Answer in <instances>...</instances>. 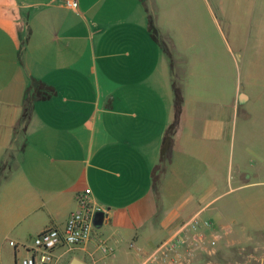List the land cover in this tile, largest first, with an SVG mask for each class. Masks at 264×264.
Instances as JSON below:
<instances>
[{
    "label": "crops",
    "instance_id": "0c3cea01",
    "mask_svg": "<svg viewBox=\"0 0 264 264\" xmlns=\"http://www.w3.org/2000/svg\"><path fill=\"white\" fill-rule=\"evenodd\" d=\"M78 2L0 0V264H17L45 228H64L86 188L106 212L88 242L55 250L59 264H140L194 216L214 220L208 237L218 233L215 250L231 258L214 264H264V228L247 219L249 197L226 198L264 186L234 164L247 154L264 172V33L253 49L250 36L239 51L219 48L198 37L197 22L166 25L156 13L170 57L151 34L145 0ZM173 71L182 117L165 143ZM33 78L55 93L35 100L27 120ZM247 249L252 259L232 260ZM204 255L197 247L191 264H206Z\"/></svg>",
    "mask_w": 264,
    "mask_h": 264
},
{
    "label": "rangeland",
    "instance_id": "374dc122",
    "mask_svg": "<svg viewBox=\"0 0 264 264\" xmlns=\"http://www.w3.org/2000/svg\"><path fill=\"white\" fill-rule=\"evenodd\" d=\"M145 1L150 9L149 11L147 10L148 14H153L154 20V14L157 13V20H162L166 25H169L171 19L176 22H197L199 24L198 37L213 38L216 47L219 48H223L230 43L234 50L239 51L241 43L250 36L253 39L251 43V49H253L257 36L262 39V34L264 33V0H254L255 3L253 0H179L176 8L178 11L174 13L171 9L173 6L172 0H154L151 3L150 0ZM165 10L167 11L166 13L164 12ZM175 14L178 15L176 16ZM260 24L262 25V30L258 29ZM256 51L257 49L255 48L254 52ZM239 149L240 142L237 141L236 150L238 151ZM238 163H242V166H245L253 173V180L264 181V172L256 174L254 158H250L245 154L241 160H238L236 153L234 157L235 166L238 167ZM248 163L254 167L249 166ZM235 170L233 171V176L237 174ZM261 184L263 185L264 183ZM240 193H245V197H249L247 219L250 222L254 219L255 225H260L264 228V186L255 185L247 190H238L236 193L229 194L226 198H232ZM210 219L214 225V220ZM250 251L249 249L245 250V254H239L236 251L232 255V260H250L252 259L248 256L251 253ZM213 255L207 257L209 255L205 253L204 257L199 258V260L206 259V261L212 260L218 263L231 260L230 257L225 256L223 251H218L217 249Z\"/></svg>",
    "mask_w": 264,
    "mask_h": 264
},
{
    "label": "built area",
    "instance_id": "2783aa9c",
    "mask_svg": "<svg viewBox=\"0 0 264 264\" xmlns=\"http://www.w3.org/2000/svg\"><path fill=\"white\" fill-rule=\"evenodd\" d=\"M71 8H78V0H63ZM78 209L73 211L64 228L48 227L32 238L30 244L24 245L28 254L17 264H59L61 256L55 253L60 246L67 249L88 242L94 234L97 213H105L106 209L93 202L91 188L77 194ZM209 219L194 216L177 230L170 238L161 242L140 264H191L195 260L196 248L204 253L213 255L220 236L212 234L209 238L208 230L213 229ZM12 245L17 244L11 241ZM98 245L105 253H111L113 248L103 239ZM212 260L206 264H214Z\"/></svg>",
    "mask_w": 264,
    "mask_h": 264
},
{
    "label": "trees",
    "instance_id": "16d2710c",
    "mask_svg": "<svg viewBox=\"0 0 264 264\" xmlns=\"http://www.w3.org/2000/svg\"><path fill=\"white\" fill-rule=\"evenodd\" d=\"M149 28L151 31L152 36L161 42L162 48L168 53L171 57L172 53L170 52L166 42L163 41L162 36L159 33V29L157 28L154 20L153 14H149ZM173 87L175 90V103H176V111H175V118L172 124L169 127V132L165 136V143H171L173 141V135L176 132L177 128L179 127L180 120L182 117V105H183V94H182V87L179 75L173 71ZM55 89L48 85L46 82L33 78L31 83L27 89L26 97H25V105H24V112L23 118L29 119L31 116V112L33 110L34 101L38 99H48L54 95Z\"/></svg>",
    "mask_w": 264,
    "mask_h": 264
},
{
    "label": "water",
    "instance_id": "95a60500",
    "mask_svg": "<svg viewBox=\"0 0 264 264\" xmlns=\"http://www.w3.org/2000/svg\"><path fill=\"white\" fill-rule=\"evenodd\" d=\"M70 264H85L82 260L74 258Z\"/></svg>",
    "mask_w": 264,
    "mask_h": 264
}]
</instances>
